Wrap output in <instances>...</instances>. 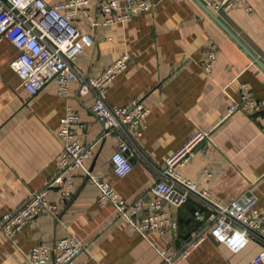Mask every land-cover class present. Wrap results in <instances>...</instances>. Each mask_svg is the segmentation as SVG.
Returning a JSON list of instances; mask_svg holds the SVG:
<instances>
[{
    "label": "crops",
    "instance_id": "obj_1",
    "mask_svg": "<svg viewBox=\"0 0 264 264\" xmlns=\"http://www.w3.org/2000/svg\"><path fill=\"white\" fill-rule=\"evenodd\" d=\"M64 1L46 0L51 6ZM88 1L84 14L73 22L93 41L76 57L77 74L96 77L120 55L129 56L126 70L109 84L105 99L109 105L122 106L138 97L149 108L139 140L142 156L133 159L131 173L117 177L110 161L116 139L101 138L103 125L90 109L93 93L80 94L78 80L60 96L50 81L30 96L10 67L18 50L1 39L0 219L50 179L63 146L57 131L66 106L86 124L84 131H76L79 141L92 144L99 139L86 167L103 174L127 203L151 197L149 188L157 172L147 161L163 165L192 135L207 131L210 141L194 151L183 174L197 181L199 188L210 190L220 203L245 196L264 213L263 69L194 0H149L150 11L112 25L103 23L101 0ZM247 4L250 11L238 6L218 17L260 60L264 0H247ZM211 46L217 56L207 73L203 65ZM242 94L259 103L255 114L228 113L231 99ZM72 181L71 197L65 201L59 187L49 189L47 200L57 205L56 216L41 214L11 238L0 232V264H21L35 245L52 246L67 235L83 245L77 257L81 264H167L163 256H172L171 264H246L259 251L256 243H249L233 253L207 235L183 259L178 253L186 242L205 232L194 216L203 208L200 201L191 197L182 206L171 207L176 237L170 232L143 237L117 216L114 206L97 203L98 190L81 171L72 172Z\"/></svg>",
    "mask_w": 264,
    "mask_h": 264
},
{
    "label": "built area",
    "instance_id": "obj_2",
    "mask_svg": "<svg viewBox=\"0 0 264 264\" xmlns=\"http://www.w3.org/2000/svg\"><path fill=\"white\" fill-rule=\"evenodd\" d=\"M202 1L217 16L238 6L245 11L251 9L247 0ZM88 4V0H66L52 6L46 0H0V40H8L18 50L10 67L30 96L37 95L50 81L55 83L60 96H64L70 84L78 80L80 94L93 93L94 101L90 109L103 125L101 138L112 135L116 139V149L110 158L112 171L117 177H124L132 171L130 160L142 156L139 140L146 129L149 108L138 97L122 106L106 102L109 84L126 70L129 56L125 53L96 77L78 76L76 57L93 41L89 35L81 34L73 22L84 14ZM98 7L104 25H112L150 11L152 4L149 0H101ZM216 56V48L211 46L203 65L205 72L212 71ZM260 60L264 63V55ZM259 108V103L253 97L242 94L239 99H231L228 113L239 111L244 115H253ZM59 122L57 135L63 146L50 179L18 209L2 215V234L11 238L41 214L56 216L57 205L47 200L49 189L59 187L61 201L67 200L73 188L72 172L81 171L97 188V203L100 206H114L117 216L143 237L151 233L163 237L169 232L176 237L178 226L171 217V207H180L191 197L200 201L203 208L194 216L203 223L205 232L186 242L178 253L181 258H186L189 248L199 245L208 235L233 253L239 252L249 243H256L259 251L246 264H264V213L253 207L251 199L245 196L220 203L213 199L210 190L199 188L197 181L182 172L194 151L201 147L203 149L210 141L209 132H196L163 165L147 161L157 172V179L149 188L151 197L143 196L127 203L103 174L92 172L86 167L99 139L92 144L79 141L76 131H84L86 124L78 113L66 106ZM82 249V243L74 235H67L52 246L35 245L21 264H81L77 257ZM163 259L171 264L173 257L163 256Z\"/></svg>",
    "mask_w": 264,
    "mask_h": 264
},
{
    "label": "water",
    "instance_id": "obj_3",
    "mask_svg": "<svg viewBox=\"0 0 264 264\" xmlns=\"http://www.w3.org/2000/svg\"><path fill=\"white\" fill-rule=\"evenodd\" d=\"M210 17L213 21L264 71V64L258 60L254 55H252L248 49L241 43V41L225 26L221 19L215 15L202 0H194ZM131 163L134 162L133 159L130 160Z\"/></svg>",
    "mask_w": 264,
    "mask_h": 264
}]
</instances>
